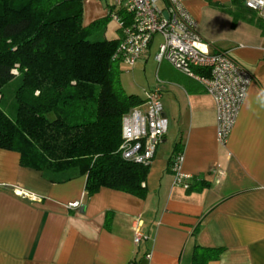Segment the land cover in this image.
<instances>
[{
	"label": "crops",
	"instance_id": "obj_1",
	"mask_svg": "<svg viewBox=\"0 0 264 264\" xmlns=\"http://www.w3.org/2000/svg\"><path fill=\"white\" fill-rule=\"evenodd\" d=\"M180 2L209 50L229 51L253 78L226 144L216 139L214 102L202 85L154 59L155 35L129 73L144 76L134 94L158 89L167 122L147 166L145 196L104 187L87 196L85 174L51 181L0 148V264H191L197 245L221 249L207 264H264V21L233 0ZM105 16L96 32L118 39L123 11L111 0H82L83 26ZM179 150L180 170L193 176L189 189L173 183ZM215 168L223 170L219 178ZM137 218L148 236L139 244Z\"/></svg>",
	"mask_w": 264,
	"mask_h": 264
},
{
	"label": "trees",
	"instance_id": "obj_2",
	"mask_svg": "<svg viewBox=\"0 0 264 264\" xmlns=\"http://www.w3.org/2000/svg\"><path fill=\"white\" fill-rule=\"evenodd\" d=\"M108 20L83 26L82 0H0V148L51 181L85 174L87 196L104 187L142 198L147 167L124 160L118 147L123 116L143 98L121 83L124 66L113 58L120 38L96 32ZM220 251L197 245L191 264Z\"/></svg>",
	"mask_w": 264,
	"mask_h": 264
},
{
	"label": "built area",
	"instance_id": "obj_3",
	"mask_svg": "<svg viewBox=\"0 0 264 264\" xmlns=\"http://www.w3.org/2000/svg\"><path fill=\"white\" fill-rule=\"evenodd\" d=\"M111 1L127 16V21L117 19L120 41L113 58L120 60L124 71H129L146 56L153 37L159 35L161 41L154 59L167 61L177 71L199 82L211 96L215 106L216 139L224 146L252 75L230 56L229 51L209 50V45L196 31V22L180 0H163L162 7L158 6L160 0ZM242 1L246 9L264 21V0ZM166 130L160 92L158 89L144 90L141 104L131 108L122 118L118 147L121 157L147 167ZM182 159V151H176L170 168L174 185L188 189L193 176L180 170ZM211 173L219 178L223 170L215 168ZM27 197L36 199L31 195ZM146 239L148 236L142 231V221L137 218L134 220L133 241L139 244ZM149 257L147 252L145 258Z\"/></svg>",
	"mask_w": 264,
	"mask_h": 264
},
{
	"label": "rangeland",
	"instance_id": "obj_4",
	"mask_svg": "<svg viewBox=\"0 0 264 264\" xmlns=\"http://www.w3.org/2000/svg\"><path fill=\"white\" fill-rule=\"evenodd\" d=\"M230 33V31H229ZM87 39H95V37L93 35H88L86 37ZM130 73V70L129 71H122L120 74V80H121V83L123 86H125V89L130 92L132 91L133 93H140V90H139V87L137 85H142V83H144V76L141 74V73H138L137 76L133 77L132 74H129ZM17 85V81H13L11 82L8 86H7V89H8V92L6 93V97H5V104H6V108L9 106L11 100L13 99L12 98V92L11 90ZM140 95V94H138ZM14 110L12 108H10L8 110V113L10 115H12L14 112Z\"/></svg>",
	"mask_w": 264,
	"mask_h": 264
}]
</instances>
